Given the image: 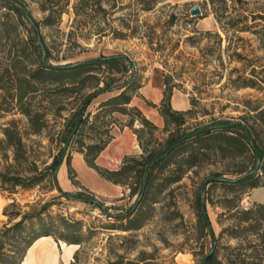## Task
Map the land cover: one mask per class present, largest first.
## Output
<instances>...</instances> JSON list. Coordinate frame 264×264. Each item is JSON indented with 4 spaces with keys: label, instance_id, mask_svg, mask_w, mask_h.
I'll use <instances>...</instances> for the list:
<instances>
[{
    "label": "trees",
    "instance_id": "obj_1",
    "mask_svg": "<svg viewBox=\"0 0 264 264\" xmlns=\"http://www.w3.org/2000/svg\"><path fill=\"white\" fill-rule=\"evenodd\" d=\"M47 1L36 0L40 11L46 13L39 20L27 10L24 0H0V6L6 10L0 17V120L15 115L24 119L23 128L20 119H10L0 129V191L13 194L17 188L31 190L45 184L63 197L96 205L107 214L110 208L92 193H68L59 186L57 174L65 163L72 185L85 189L71 166V152H75L101 178L128 189V197L136 198L129 208L120 207L118 215H108L120 222V227L114 229L130 231L142 227L154 204H159L162 196H171L174 190L171 187L188 171L202 165L210 154L223 159L242 158L246 163L230 173L235 178L214 173L205 177L194 193L192 205L200 229L212 241L200 264H223L207 215V204H212L209 192L215 188L223 191L220 205L240 214L241 231L258 235L264 243V202H252L248 209H239L236 202L242 194L264 187V109L254 108L253 115H243L238 121L213 119L203 126L187 125L193 113V100H188L186 109H174L172 96L177 86L167 76L159 103L146 102L162 118L160 129L139 107L132 105L142 84L136 79L135 62L127 55H99L65 64L51 62L54 57L41 28L58 24L70 0H63L60 9L48 7ZM128 1L131 13L122 26L128 30L127 36L134 37L138 13L154 12L166 0ZM203 4L210 5L226 36L232 31L251 32L257 36L260 48H264V0H206ZM174 20L175 15H171L169 23ZM249 20L251 24H247ZM112 33L115 38L126 36L117 30ZM118 115L127 117L124 126L136 135L141 153L124 155L118 168L108 169L96 160L114 139L111 131L117 125ZM135 123L140 127H134ZM43 133L57 148L49 163L33 159L25 142L26 137ZM156 133L166 136L159 139ZM52 205V202L25 204L30 208L25 211L12 200L3 208L7 220L0 227V264H20L40 237L50 236L67 245H79V249L83 246L81 222L51 217L47 209ZM79 249L69 264L80 263Z\"/></svg>",
    "mask_w": 264,
    "mask_h": 264
},
{
    "label": "rangeland",
    "instance_id": "obj_2",
    "mask_svg": "<svg viewBox=\"0 0 264 264\" xmlns=\"http://www.w3.org/2000/svg\"><path fill=\"white\" fill-rule=\"evenodd\" d=\"M24 1L34 18L41 20L46 15L40 11L36 0ZM204 1L166 0L159 3L154 12L138 13L135 22L137 34L131 37L127 36L129 32L122 26L123 20L128 21L131 13L127 7L128 0H70L69 5L64 7L60 22L41 28V32L50 47L54 57L51 62L54 64L99 55H127L135 62L138 70L136 79L142 84L140 95L133 98L132 105L140 107L148 117L162 121L157 110L146 102L159 103L164 89L163 80L170 76L171 84L177 86L172 96V107L183 110L188 107V100H193V113L188 117L187 125L203 126L213 119L238 121L243 115H253L251 110L254 108L264 109V48H260L257 36L251 32L232 31L226 36L216 22L210 5L205 6ZM63 4V0L47 1V6L55 9H60ZM195 6L200 8L201 15H191L190 10ZM5 12L0 6V17ZM171 15H175L172 24L169 23ZM251 23L250 20L247 22ZM114 30L126 36L115 38ZM10 119H20V128H23L24 119L21 115H15L0 120V129ZM117 119L111 133L120 136L125 130L126 137H134L131 145H138L132 129L124 126L127 117L118 115ZM162 125L163 121L160 129ZM134 127L140 125L135 123ZM165 136L155 134L159 139ZM25 142L29 154L38 163H49L51 155L57 152L56 146L49 143L46 133L28 136ZM140 153L138 145L135 154ZM71 157H74L71 166L85 189L72 185L65 163L66 176H57L59 186L68 193H92L97 201L110 208L107 214L96 205L63 197L55 188L45 184L31 190L17 188L13 194L0 191V227L7 220L2 214L3 208L12 200H16L25 211L30 210L25 204L52 202L53 205L47 209L51 217L63 216L67 222H81L79 229L84 244L80 249L79 245L71 244L73 247L69 256L62 247L63 241L49 237L40 242L44 251L47 250L48 258L58 257L56 264L72 262L78 249L79 264H200L212 241L200 229V221L192 205L194 193L205 177L221 173L222 177L233 179L235 174L230 173L246 163L242 158L223 159L210 154L202 165L188 171L178 184L171 187L174 189L171 196H162L161 202L154 204L142 227L122 231L114 229L120 227V222L108 215H118L121 213L120 207L129 208L136 198H129V190L120 186L119 197H104V194L114 195V185L87 167L77 153L71 152ZM103 159L113 163V160L105 157L99 162L96 160V163L101 167L116 169L104 164ZM209 193L212 204H207V215L217 241L218 258L223 264H264L262 239L241 231L240 214L229 212L220 205L224 198L220 188L212 189ZM249 193L242 194L240 200L236 201L239 209L252 207ZM251 200L264 202L263 186L252 191Z\"/></svg>",
    "mask_w": 264,
    "mask_h": 264
},
{
    "label": "crops",
    "instance_id": "obj_3",
    "mask_svg": "<svg viewBox=\"0 0 264 264\" xmlns=\"http://www.w3.org/2000/svg\"><path fill=\"white\" fill-rule=\"evenodd\" d=\"M155 112H156V110H155ZM147 118H149L152 122H154L158 126H160V124L162 122L160 118L158 119V118H153V117H148V116H147ZM126 136H127V133H126L125 130L122 132V134H120V136L115 134L114 135V139L108 144V146L105 148V150L99 155V157L97 158V161L99 162V160H101V158H104V157L105 158H109V159L113 160V163L110 160L106 161V159H103V160H105V161H103L104 164L110 165V168H116L117 165L119 164V161H120L121 157L123 155L130 154V153L131 154H135L137 152L138 145H135V144L131 145L132 140H134V139H132L133 136H131V135H128L129 137H126ZM119 152H121V153H119ZM77 155L81 156L79 154H77ZM79 158L83 159L82 156L79 157ZM59 175H62V177L66 176V168L64 166V163L61 165V167H60V169L58 171L57 176H59ZM118 188H120V187L114 185V189H115L114 195H107L106 196V194H104V197H108V198H117V197H119L121 191H119ZM252 191H250V193L248 194L249 195L248 198H249V200L251 202H253L251 200Z\"/></svg>",
    "mask_w": 264,
    "mask_h": 264
},
{
    "label": "bare ground",
    "instance_id": "obj_4",
    "mask_svg": "<svg viewBox=\"0 0 264 264\" xmlns=\"http://www.w3.org/2000/svg\"><path fill=\"white\" fill-rule=\"evenodd\" d=\"M49 237H40V238H38L30 246V248L27 250L25 257L23 258V260H22V262L20 264H38L40 262H43V263H46V264H56L57 261H58L57 260L58 257L57 258L55 257L53 259L48 258L47 255H46V252H45L47 250L44 251L42 245L40 244V242H42L44 240H47ZM53 244L56 245L55 242H53ZM63 246L66 249V252L65 253L67 254V256H69L71 254V252H72V247L73 246H71V245H65L64 243H62V247ZM70 257H69V259H70Z\"/></svg>",
    "mask_w": 264,
    "mask_h": 264
},
{
    "label": "water",
    "instance_id": "obj_5",
    "mask_svg": "<svg viewBox=\"0 0 264 264\" xmlns=\"http://www.w3.org/2000/svg\"><path fill=\"white\" fill-rule=\"evenodd\" d=\"M190 13H191V15H193V16H199V15H201V11H200V8H199L198 6L193 7V8L190 10Z\"/></svg>",
    "mask_w": 264,
    "mask_h": 264
}]
</instances>
